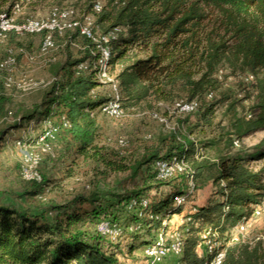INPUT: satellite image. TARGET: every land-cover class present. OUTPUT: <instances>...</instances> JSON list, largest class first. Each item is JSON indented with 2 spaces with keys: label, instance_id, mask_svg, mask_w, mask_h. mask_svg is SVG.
Masks as SVG:
<instances>
[{
  "label": "trees",
  "instance_id": "trees-1",
  "mask_svg": "<svg viewBox=\"0 0 264 264\" xmlns=\"http://www.w3.org/2000/svg\"><path fill=\"white\" fill-rule=\"evenodd\" d=\"M16 1L0 0V13L9 14ZM97 1L100 0H84L82 13H92ZM102 1L106 3L95 14V24L102 32L114 27L122 30L110 44V63L119 81L122 108L127 111L145 105L153 109L158 104L175 101L181 93L186 101L198 102L195 123L190 124L187 118L181 121L187 130L217 128L218 135L196 141L190 135L169 131L159 137V146L146 151L130 168L126 167L116 159L119 158L116 152L95 141L99 127L94 114L106 101L99 93L90 95L91 90L99 87L91 68L96 57L91 52L95 47L77 32H68L54 38L55 51L62 54L63 60L55 63L52 80L38 105L15 113L10 123L3 122L9 116L10 98L0 94V119L4 124L0 129V146L12 132L54 113L69 121L67 131L76 154L96 168L102 164V175L130 170L134 176L142 166L150 167L155 160L183 158L189 172L166 181H157L153 175L157 186L176 182L167 195L150 203L144 217L132 216L131 220L140 223L151 235L166 215L181 213L182 208L174 205V199L187 193L190 181L194 190L211 183L219 200L208 201L197 207L195 213L186 215L187 234L179 260L180 264H208L211 257L196 253L202 234L211 231L225 237L264 198V167L251 171L246 166L264 160V138L251 149L243 145L233 149L235 139L241 141L250 133L264 130V0ZM22 37L42 40V35ZM22 37L11 33L3 44L8 50L16 49L22 54L30 47L20 41ZM84 63L87 68L78 70ZM246 72L254 76L252 93L239 81L242 98L223 89L227 78ZM0 86L4 88L1 83ZM208 94H212L211 99H207ZM245 100L249 101L248 107L244 106ZM219 106H225V115L232 118L231 130L215 123ZM237 109L251 113L252 117L239 116ZM43 183V179L32 183L38 186L32 193L37 195ZM100 196L96 191L87 197L78 195L72 204L95 205ZM133 196L140 195L134 194L127 200ZM63 209L51 206L32 211L0 204V264H122L106 251L105 247L111 245L108 239L78 228L79 215L60 216ZM52 212L57 215L50 218ZM106 214L99 204L91 216L109 219ZM221 264H264V241L228 246Z\"/></svg>",
  "mask_w": 264,
  "mask_h": 264
},
{
  "label": "rangeland",
  "instance_id": "rangeland-1",
  "mask_svg": "<svg viewBox=\"0 0 264 264\" xmlns=\"http://www.w3.org/2000/svg\"><path fill=\"white\" fill-rule=\"evenodd\" d=\"M105 3V1L100 0L101 7ZM84 6V0H30L22 5L18 19L45 18L53 7L72 8L77 13H82ZM20 41L24 45H30L29 49L22 54L19 50H11V54L16 58L15 65L6 71L0 72V81L4 78H10L13 83L7 89L0 86V94L10 98V103L7 105L9 116L3 121L7 123L11 122L15 113L29 111L42 101L46 86L52 80L55 63L63 60L62 54L56 52L55 49L42 54L39 50V38L22 37ZM7 51V46L2 44L0 46V60L5 57ZM241 76L227 78L223 89L230 91L233 96L242 98L243 93L237 83L238 81L242 83ZM20 81H25L28 84L38 83L39 86L37 88H28L27 86L21 88L17 86ZM247 91L252 93V88L247 89ZM96 93L104 96L108 95V91L101 87L96 89ZM178 101H185V95L180 93L175 101L158 104L153 109L143 105L131 110H124V116L119 119H109L96 112L94 117L99 127L95 140L96 144L116 152L119 156L116 159H120V162L130 168L135 161H139L144 156L146 151L157 145L159 146V137L167 135L170 131L169 127H173L179 133L190 135L189 137L196 141H204L218 135L219 130L217 128H204L203 130L192 128L191 131L187 130V125L182 124L181 121L187 118L190 124H194L196 117L194 115L180 116L174 113L172 107ZM248 105L249 101L245 100L244 106L248 107ZM224 110L225 106L216 108L215 123L231 130L232 118L229 115L226 116ZM237 110L239 116L245 114L240 112V109ZM153 115L164 118L169 127L164 126ZM61 117V115L52 113L46 118L57 124ZM41 120H34L33 125L29 124L30 126L27 125L18 131L12 132L0 146V204H12L32 211L37 209L46 210L51 206L64 207L60 216H62V213H77L80 217L77 227L93 233H95V226L101 217L92 218L91 214L93 209L100 204L102 209L106 211L107 218L118 222L123 231L120 239L109 240L111 245L109 248L105 247L106 251L114 254L122 264H145L142 249L147 243L150 233L147 234L145 229L135 233L128 230L132 226L141 225L131 220L134 215L132 211L127 209L126 204L129 201L127 199L134 194H138L139 197L133 196V198H146L151 203H155L170 192L172 183L176 181H171V185L157 186L148 165L142 166L134 176L130 170L117 173L109 172L102 175L101 173L104 170L102 164L99 168H96L92 162L85 161L76 154L75 144L66 130L59 133L50 153L40 152L42 162L39 170L44 183L41 188H38L40 192L35 195L32 192L35 191L37 185L21 179L20 152L16 147V141L29 142L35 140L34 138L41 132L42 126L38 124ZM3 122L0 119V129L4 125ZM263 138L264 130H259L242 137L239 144L251 149ZM119 141H122V144ZM35 150L39 151L37 148ZM163 152L164 150L161 151V153ZM246 166L251 171H258L264 167V160L252 161ZM210 185L211 183L202 189L195 190L190 203L182 208L181 213L172 214L175 217L169 216L170 223L174 224L173 227L175 225L180 226L179 228L187 227L186 221L188 218L186 215L194 213L192 208L206 205L208 201L219 200V197L214 194V187ZM94 191L102 194L99 197L101 200L95 205L87 203L72 204L76 196L87 197ZM120 200L122 203H119ZM262 203H264V198ZM56 215L57 212H52L49 217L53 218ZM167 216L164 218L166 219ZM234 227L230 229L229 233L235 232ZM227 235L222 240L226 239ZM255 237H264V215L251 220L248 224L245 240L253 243ZM260 241H264V239ZM199 256L203 257V249L199 251ZM179 260V258L170 257L163 264H180Z\"/></svg>",
  "mask_w": 264,
  "mask_h": 264
},
{
  "label": "built area",
  "instance_id": "built-area-1",
  "mask_svg": "<svg viewBox=\"0 0 264 264\" xmlns=\"http://www.w3.org/2000/svg\"><path fill=\"white\" fill-rule=\"evenodd\" d=\"M30 0H17L9 14L0 13V45L5 43L9 34L14 33L17 36H33L42 35L39 50L42 54H46L51 50L56 49L55 37H62L68 32H77L81 37L89 40L95 47L91 52L95 57L91 68L94 71V79L99 84V88H104L108 91L105 96L106 101L97 109V112L109 119H119L124 116L122 108V95L120 91L119 81L116 73L112 71L110 60L112 41H115L121 34L122 30L118 27L102 32L95 24V14L102 9L100 1H97L92 13L84 14L77 13L72 8L53 7L48 16L45 18H27L19 20L18 16L21 13L22 5ZM15 65V58L11 54V50L7 51L5 57L0 60V72L6 71ZM87 64H81L78 70H84ZM222 72L219 71L218 78L221 79ZM243 85L249 90L254 83V76L246 72L240 77ZM5 89L10 88L13 83L10 78H4L0 81ZM17 86L21 88H37L38 83L28 84L25 81H20ZM91 96L96 95V90L90 91ZM212 94L207 95V99H211ZM173 112L177 115H194L198 111V102L193 101H178L173 104ZM247 119L252 117L251 113L244 114ZM153 117L167 126V121L157 115ZM34 123L31 122L30 125ZM38 124H41V132L34 138L33 141H16V147L20 152V176L25 182L40 183L42 175L40 173V165L42 162L41 153H50L52 146L55 143L59 133L70 128L69 121L65 116L60 118L59 123L52 122L49 118L42 119ZM29 125V126H30ZM28 126V128H29ZM169 127V126H167ZM170 131H175L173 127H169ZM122 144V141H119ZM35 148L39 149L36 151ZM240 148L238 140L233 141V149ZM201 149H198V155ZM152 174L157 181H166L178 177L184 173H188V165L185 160L172 158L171 160H155L150 165ZM192 182H189V189L186 194L179 195L174 199L176 207L184 208L190 203L191 196L194 192ZM151 201L146 198L131 199L128 201L127 209L133 212V215L138 219L145 216L144 211L149 208ZM196 207L192 211L196 212ZM264 215V203L254 206L249 217L242 218L234 227L235 232L229 233L224 240L220 238L216 232L206 231L202 234V242L197 246V249H203V257H211L208 264H221L225 258L226 248L232 244L239 242H248L245 240V232L251 220L257 219ZM168 215L164 218L160 226L153 230L147 243L143 246L142 256L145 264H163L170 257L181 258L184 251L187 227L179 228L180 226L170 223ZM175 217V215H171ZM170 216V217H171ZM152 219V216H148ZM187 219L186 222H188ZM171 224V225H170ZM187 224V223H186ZM130 232H141V226L135 225L128 228ZM95 233L110 241L120 239L123 234L122 228L118 222L112 219H100L95 226ZM264 237H255L254 242L263 240Z\"/></svg>",
  "mask_w": 264,
  "mask_h": 264
},
{
  "label": "crops",
  "instance_id": "crops-1",
  "mask_svg": "<svg viewBox=\"0 0 264 264\" xmlns=\"http://www.w3.org/2000/svg\"><path fill=\"white\" fill-rule=\"evenodd\" d=\"M210 186H212V184H211ZM201 206H204V205H201ZM201 206H198V207H201ZM201 249H202V248H200V249H197V248H196V253L198 254V256H199V251H201Z\"/></svg>",
  "mask_w": 264,
  "mask_h": 264
}]
</instances>
